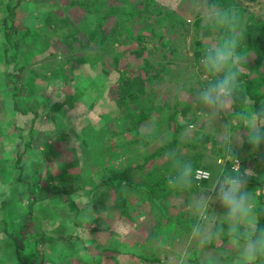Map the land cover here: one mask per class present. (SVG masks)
I'll return each mask as SVG.
<instances>
[{"label":"rangeland","instance_id":"374dc122","mask_svg":"<svg viewBox=\"0 0 264 264\" xmlns=\"http://www.w3.org/2000/svg\"><path fill=\"white\" fill-rule=\"evenodd\" d=\"M45 1H50L48 4L51 3L52 5L50 9L54 12L53 23L58 29L57 35L48 32L51 36L50 41L56 43L55 46L48 47V52L53 54L46 55L40 61L30 58L27 61V67L20 73L22 81L27 77L31 85L23 89L22 93L24 94L19 99V107L22 109L23 106L31 107L36 112L35 118H33L34 115L31 111L24 114L14 108L9 90L10 84L8 80H0V213L21 215V213L26 214L27 212L28 199H26L25 194H20L21 199L14 200L17 206L12 202L14 198L11 196L13 191L10 183L13 182L17 174L12 175L11 172L3 171V169H12L14 162L19 157L23 176L21 184L27 182V187H29L27 191L32 195L31 200L33 201L28 212L30 217L25 224L28 226L27 231L29 233L40 230L45 232L38 234L39 239L36 242L38 244L37 249L45 248V255H56L57 252L54 249L51 250L46 246L56 243L57 248H60L66 242L64 239L67 236L65 235H68L65 233L63 240L61 239L59 242L52 241L61 234V231L53 232L54 228L51 223L54 220L52 216L54 215L57 222L67 217L65 218L67 225H71V220L77 217V213H80L78 219L81 220V205L87 204L89 200L94 205L96 223L87 222L86 226L83 224V226L72 228L71 233L74 237L77 236L82 239L79 242L80 247L83 246V241H87L88 255L97 260L94 264H181L182 253L185 249L191 253L187 259V264H200L202 251L207 250L222 254L223 264H231L236 253L232 254L218 241L212 246H206L205 249L193 245L189 234L194 217L186 207L190 198L185 202L183 197L171 196L164 201V205L169 208V216L174 218L168 226L172 230L166 233L163 241L153 237L152 244L155 248L151 256L156 253L159 260L151 263L142 262L137 258L142 252L139 250V246L136 247V244H143L147 233L156 224L154 215L157 213V208L153 207L144 196L139 198L132 195L130 196V203L134 206L133 211H130V216H120L114 207L116 189L101 184L99 189L97 188L98 195L95 197L103 199L107 211L98 212L95 200L90 199L89 194H87L88 187L97 185L98 181L103 180L105 170H101L98 163L105 160V164L108 162L107 166H109V159L113 158L112 162L120 165L127 161L129 155L128 151L120 157L121 152L117 147L119 133L124 129V126L120 125L122 119L118 116L121 109L115 102V97L120 96L121 91L124 92L121 88H117V82L122 79V76L115 70H110L107 73L105 72L106 67L92 68L85 62H79L77 66L73 63L74 67L66 64L64 74H54L53 71L58 65L57 62L94 51V49L86 46V34H81V31L79 35H75L72 32L73 27L87 21L89 16L87 10H92L94 4L87 5V0H83L85 4L82 6L69 5V0H28L19 12L20 14L16 15V25L21 24L20 30L31 26H40L48 30L47 24L41 20L43 12H39V10L49 9V5L47 6ZM6 2L8 0H0L1 10ZM211 2L221 7L232 5L245 7L246 10L241 22L245 35L238 51L242 56H246V62L250 61V65L246 66L243 63L241 69L249 73L250 76L256 74V68L253 65L260 60V58L256 59L257 52L262 55L259 67L264 70V0H211ZM149 8L152 11L156 8L173 10L182 17L185 26L182 28L176 25L173 29H166L174 32L172 35H167L170 36L171 42L174 41V45L170 48V54L163 50L164 46L160 42L162 37H151L149 31L144 32L148 39L143 40L144 43L142 44V37H122L131 43L134 49L141 45L142 52L140 54L125 53L121 59V69H127L130 72V78L137 86H144L145 77L142 66L144 64L147 65L146 67H150V63L154 65L153 68L149 69L156 70H151L150 73L157 80L148 84L147 87L155 91L158 100L167 101L171 107L176 105L175 114L171 115L169 112L173 116L172 120L177 121L184 128L188 124L196 125L192 139H198L205 147L204 154L208 158L204 159L203 166H205V161L210 166L198 167L196 170H204L212 176L224 173V169L227 167L234 168L236 161L234 158L227 159L225 155L216 158V155L222 152L217 151V148L222 146L218 139V134L221 132L219 127L234 117L230 118V114L225 115L217 122V128H208L199 123V109L194 106L190 99L195 96L199 88L204 87L207 83L205 79H202L203 69L200 64L203 51L199 48L192 49L193 40L199 37L201 41L203 37L212 35V33L209 30H197L194 26V21L197 18L203 24L199 14L194 11V0H179V2L178 0H154ZM97 9L103 13L108 7L105 4L98 6ZM257 18L258 22L253 23ZM107 24L109 25V23ZM2 40L0 35V43ZM250 44L256 46L247 50L248 52H241ZM121 48L123 47L120 46L118 49ZM174 53L178 55H174ZM168 55H171L170 59L167 58ZM104 61L110 62V57L107 56ZM167 62H170L169 64L172 66L168 75L160 67L161 64H167ZM11 71L16 72L13 70V62L6 63L0 59V78H5L4 74ZM191 86L194 90H191ZM247 111L249 108L245 104L240 114V120L232 131H236V128L242 123ZM172 120L166 126L160 125L162 132L158 134L155 143L161 144L166 140L164 133L173 129ZM154 121L155 118H151L147 122L148 124L146 123L138 131H147L150 126H153ZM31 125L35 130L29 140V149H27L23 143L29 139L28 133ZM125 136L127 140L130 139L129 134H125ZM246 142L245 139L242 144L233 143V152L238 163L240 158L244 159L246 156L247 149L243 150L242 148ZM109 148L111 149L107 155ZM223 149L225 152L224 147ZM130 151L134 153L133 157H136L137 160L143 156V151L138 150L137 146L131 147ZM163 161L164 157H156L145 168L154 164H164ZM246 169H250L254 173L250 177L254 179L258 177L259 165L257 161L252 158L248 159ZM132 177L138 179L139 174L133 173ZM89 181L90 183H87ZM196 181L200 188H207L210 183L207 179ZM83 183L85 184L83 185ZM247 190L250 192L254 190V184L251 181L247 183ZM4 203L7 206L5 209ZM22 207L25 209L20 212ZM213 209L217 213L223 211L219 203L213 204ZM180 211L182 213L178 215ZM12 217L10 216V219ZM22 217L24 219V216ZM176 218L181 225L178 222L176 225ZM66 222L60 227L67 226ZM2 227L0 220V229ZM70 241L72 242L69 247L74 250L78 240L70 239ZM110 241H116L119 244L113 249L111 245L105 244ZM26 242L28 245L34 243L31 236L26 237ZM6 244L12 249L9 239L0 230V245ZM104 246L108 247V251L102 249ZM126 249L127 253L116 252ZM231 255L234 256L231 257Z\"/></svg>","mask_w":264,"mask_h":264},{"label":"trees","instance_id":"16d2710c","mask_svg":"<svg viewBox=\"0 0 264 264\" xmlns=\"http://www.w3.org/2000/svg\"><path fill=\"white\" fill-rule=\"evenodd\" d=\"M27 1L28 0H8V2L4 3L2 10L0 8V35L3 38L2 42L0 43V59L6 63L13 62V70L16 71H11L10 73L4 74L5 78L1 77L0 80H8L11 86L9 87V90L13 99L14 108L24 114L31 111L34 115L33 118H35L36 112L31 109V107L23 106V109L19 107V99L24 94L22 93L23 89L28 88L31 85V83L28 82L27 77H25L24 81H22L20 73L24 68L27 67V61L30 58L40 61L43 60L46 55L53 54L48 52V47L55 46L56 43L50 41L51 36H49L48 32L57 35L58 29L53 23L54 12L50 9L52 5L51 3L48 4L50 1H45L44 3L47 4V6L49 5V9L39 10V12H43L41 14V20H44L43 23L47 24L48 30L41 28L40 26L24 27V30H20L19 26L21 24L16 25V15L20 14L19 12L22 10V7L27 4ZM91 3L94 4V8L92 10H87L89 15L87 17V21L76 25V27H73L72 32L75 35H79L81 31V34H86V46L87 48L94 49V51L87 52V54L74 56L68 60L57 62L58 65L54 69L53 73L64 74L66 71V64L74 67L72 65L73 63L77 66L79 65V62H85L92 68L104 66L107 68L105 71L107 73L110 70H115L118 72V74H121L122 79L117 82V88H121V90L124 92L121 91L120 96L115 97V102L121 109V112L118 116L122 119L120 125H123L124 129L119 133V144L117 147L121 152L120 157L128 151L129 155L127 161L120 165L113 163V158L109 159V166H107L108 162L105 164V160L98 163V167L101 168V170H105L103 174V180L101 182L98 181L97 185L88 187L87 194H89L90 199L95 200L97 210L101 213L107 211L106 203L103 201V199L100 197L97 199L95 197L98 195L97 188L99 189L101 184L108 185L109 187H114L116 189L114 207L120 216H130V211H133L134 206L130 203V196L132 195L134 197L138 196L139 198L140 196H144L153 207L157 208V213L154 215L156 224L147 233L144 243L136 244V247L139 246V250L142 252L141 255L138 256L140 261L142 260V262L147 261L150 263L156 262L159 260L156 256V253L151 256L153 249L155 248V246L152 244V239L153 237L160 238L161 241H163L166 233L172 230L168 226L169 222L174 219L169 216V208L164 205V201L169 197L174 196L183 197L186 202L193 193H196L200 190V186H198L197 181H195L191 191H186L183 193L174 192L169 189L167 184L168 176L174 173V169L171 167L169 162L164 159V164H154L148 168H145V166L156 157H164V154L170 149L179 150L182 155V159L191 162L195 170L198 167H205L207 165L209 167L210 164L205 161V166H203V161L205 158H208V156L204 154L205 147L199 142L198 139L191 138L190 141L181 142V133L185 130V128L183 125H179L177 121L172 120L173 116H171L175 114L176 105L171 107L167 101L158 100V95L155 93V91L147 87L148 84L157 80V78H153L151 76L152 74L150 73L151 70H156L149 69L153 68L154 65L152 63H150V67H146L147 65L144 64L143 66L141 65L145 77L144 86H137V84L131 80L130 72H128L127 69H121V59L123 56H125V53L129 52L132 54H140L142 52L141 45L134 49L131 43L125 41L122 39V37H142V44L144 43L143 40L148 39V36L145 35L144 32L149 31V35L151 37H162L160 42L164 46L163 50L167 54H170V48L174 45V41L171 42V40H169L170 36L168 37L167 35H172L174 32L168 31L166 29H173L176 25H179L183 28L185 23L182 22V17L173 10L156 8L154 11H152L149 6L154 3V0H87V5ZM84 4L85 2H83V0H69V5L82 6ZM105 4L107 5L108 9L105 12L100 13L97 7ZM233 6L234 5L228 7ZM236 7L239 13L240 21L242 22L243 14L246 9L240 5ZM257 22L258 18L255 19L253 23ZM107 23H109V25ZM194 26L197 30H208L203 24L200 23L199 18L195 19ZM193 41V50L197 48L200 50L202 49V51L204 50L203 40L200 41L199 37H196ZM120 46L123 48L118 49ZM254 46L256 45L250 44L241 52H248L247 50L254 48ZM174 55L178 54L174 53ZM107 56L110 57V62L104 61V58ZM170 56L171 55H168L167 58L170 59ZM256 56V59L260 58L261 60L262 55H259L256 52ZM260 60L255 62L253 65L256 68L255 75L250 76L249 73L243 70L241 71L238 99L232 107L233 111L229 113L231 116L230 118H235L237 115L240 118L241 111L245 106V99L254 102V109H259L261 105L264 104V70L260 69L259 67ZM169 63L167 62V64L160 65L167 75L169 73V69H172V66ZM244 64L249 66L250 61ZM49 74H51V72H49ZM6 85H8V83ZM89 85H92V83H89ZM190 88L191 90H194L192 86ZM151 118H155V121L152 124L153 126H150L147 131H138L139 129H142L141 127L144 126ZM170 120L173 121V129H170L164 133L166 140L161 144L155 143V140L158 138V134L162 132L160 125L166 126ZM29 130V139L25 140L23 143L24 146H27V149H29V140L32 138L35 129L31 125ZM125 134H129V140H127ZM135 146H137L138 150L143 151V156L138 160L136 157H133L134 153L130 151L131 147L135 148ZM223 147L224 146L222 145L221 147H218L219 149L217 148V151L222 152L217 154L216 158L224 157L225 152ZM242 148L243 150L247 149V153L246 156H244V159L240 158L239 160L240 171L243 172V170L246 169V162L250 158L257 161L259 165L258 177L255 179L253 177H246V181L247 183L248 181H251V183L254 184L253 194L257 202L256 212L259 226L264 228L263 143L255 151L247 142L243 144ZM110 149L111 148L108 149L107 155ZM185 150L187 151L185 152ZM102 159H105V157H102ZM19 161L20 158L18 157L14 162V167L12 169H3V171L11 172L12 175L17 174V176L15 175L13 182H11V190L13 191L11 196L14 198L12 202L17 206V203L14 201L20 199L19 193L17 195L15 194L17 190L18 192L20 191L21 195L25 194L26 199H28L27 212L26 214L23 213L21 215L10 213L6 217H0L1 225L3 226L0 230H2L9 239L12 248L14 247V253L18 264H42L43 257L41 252L37 249L38 244L36 243L38 241L37 239H39L38 233H29L27 231L28 226L25 224L30 217V213L28 212L33 201L31 200L32 195H30L27 191V188H29L27 187V182H25L23 185L21 184V181H23V176ZM102 162L104 163L103 166ZM133 173L139 174L138 179L137 177H132ZM224 173L235 174L233 173V168L231 166L224 169ZM87 183H90V181ZM84 184L85 183H83V185ZM87 204L91 205L92 203L88 200ZM92 206L94 207L93 204ZM6 207L7 206L4 203V209ZM24 209L25 208L22 207L20 212H23ZM181 213V211L178 212V215ZM10 216L13 217L10 219ZM22 216H24V219ZM163 219H165V222H163ZM96 220L97 217L92 216L91 219L87 220V222L94 224L96 223ZM65 222L66 220L62 219V221L58 222L59 226L61 224H65ZM177 222L179 225H181L180 221L176 218V225H178ZM79 223L80 220L73 219V226L71 225V228H74V226L78 225ZM64 227L67 226H61V228L59 227L61 233L63 232ZM173 227L175 226L173 225ZM66 232V229H64L63 233ZM27 236H31L34 243L32 242L31 245H28L26 242ZM65 236L72 237L71 234ZM66 241L68 242V239ZM115 242L116 241H110L109 243L105 244L111 245L114 249L119 244V242ZM215 242L216 241L208 246L214 245ZM218 242L222 245V247H224V245L227 243L226 237L223 238L222 241ZM2 247L3 246L0 245V250H5L2 249ZM4 247H8V245L6 244ZM107 248L108 247H104V250ZM116 252L127 253V249ZM231 253L233 254L235 252ZM233 256L234 255H231V257ZM90 259H92L90 263L94 264V258L91 256ZM262 264H264V262H262Z\"/></svg>","mask_w":264,"mask_h":264},{"label":"clouds","instance_id":"9594fccd","mask_svg":"<svg viewBox=\"0 0 264 264\" xmlns=\"http://www.w3.org/2000/svg\"><path fill=\"white\" fill-rule=\"evenodd\" d=\"M194 11L212 35L203 37L204 50L200 60L202 79L207 80V83L190 99L199 109V123L208 128H217V122L232 111L238 99L241 65L246 63V56H242L238 49L245 33L234 6L221 7L211 0H194ZM244 103L249 111L244 114L236 131L232 129L240 120L238 115L219 127L221 132L218 134V139L225 147V157L236 161L233 168L235 174L198 175L191 162L182 159L177 149L168 150L164 159L174 169V173L167 178L169 189L174 192L191 191L196 180L210 181L207 188H200L193 193L186 205L194 217L189 234L193 245L205 249L214 241H222L226 237L224 247L236 253L231 264H262L264 228L259 226L257 202L253 192L247 190L246 181V177L254 173L250 169L240 171L233 143L242 144L246 139L254 151L264 143V104L254 109V102L245 99ZM195 127L194 124L187 125L181 133V142L191 140ZM215 203L221 205V213L213 209ZM94 214L92 205H81L83 218L89 220ZM190 255V251L185 249L181 264H187ZM221 255L213 250L202 251L200 264H223Z\"/></svg>","mask_w":264,"mask_h":264},{"label":"crops","instance_id":"0c3cea01","mask_svg":"<svg viewBox=\"0 0 264 264\" xmlns=\"http://www.w3.org/2000/svg\"><path fill=\"white\" fill-rule=\"evenodd\" d=\"M8 186H9V184H8ZM17 188H15V189H17ZM18 193L20 196V191L18 192V190H17L15 194L17 195ZM20 199H21V197H20ZM9 214L10 213H1L0 217H6ZM21 214H23V213H21ZM47 216H50V215H47ZM52 218L54 220V222L51 223L53 225V228H54L53 232L57 233L60 231V229H59L60 226H59V223L54 219L55 218L54 215L52 216ZM65 218H67V217H65ZM65 218H62V219H65ZM78 218H79V216L75 217L74 219L80 220ZM71 221H70L71 222L70 224L73 226V219ZM55 224H57V225L54 226ZM83 224L86 226L87 220L85 218H83L81 215V220H80L79 225L74 226V228L75 227L77 228V226H81V225L83 226ZM66 225H67V222H66ZM71 225H67V227H64L63 232H64V229H66V231L69 232L68 235L69 234L72 235L73 233H71V232L73 229L71 228ZM37 233L43 234L45 232L40 230V231H37ZM64 234L65 233H61L60 235L55 237L52 241L53 242L54 241L59 242L61 239L63 240ZM67 239H68V242L66 241ZM70 239L78 240V243H77V245H75L74 250L71 247H69V245L72 242V241H70ZM64 240L66 242L60 248H57V246L55 245L56 243H53L52 245L46 246L47 248H50L51 250L54 249V251L57 252L56 255H54V254L53 255H45V248H43V247L38 248V250L41 252L42 257H43V264H87V263L91 264L90 262L92 259H90L91 257L88 255V252H87V241H83L84 244H83V246L80 247L79 242L82 241V239L80 237H77V236L74 237L72 235V237H66V239H64ZM104 247H106V246H104ZM104 247L102 248L103 250H104ZM2 249H5V250H2V252L0 253V264H16L17 259H16V256L14 255V247L12 249H10L9 247L3 246ZM106 250L108 251V249H105V251ZM48 252H49V250H48ZM120 255H125V254H120ZM94 261L96 262L97 260L94 259Z\"/></svg>","mask_w":264,"mask_h":264},{"label":"built area","instance_id":"2783aa9c","mask_svg":"<svg viewBox=\"0 0 264 264\" xmlns=\"http://www.w3.org/2000/svg\"><path fill=\"white\" fill-rule=\"evenodd\" d=\"M205 173H207L206 171L204 170H197V174L198 175H204ZM204 180V179H203Z\"/></svg>","mask_w":264,"mask_h":264}]
</instances>
